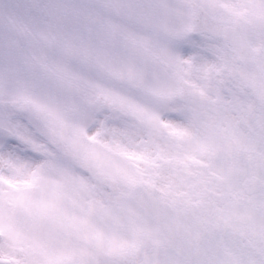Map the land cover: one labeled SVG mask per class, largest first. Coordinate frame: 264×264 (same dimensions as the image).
Instances as JSON below:
<instances>
[{
  "label": "snow or ice",
  "instance_id": "obj_1",
  "mask_svg": "<svg viewBox=\"0 0 264 264\" xmlns=\"http://www.w3.org/2000/svg\"><path fill=\"white\" fill-rule=\"evenodd\" d=\"M0 264H264V0H0Z\"/></svg>",
  "mask_w": 264,
  "mask_h": 264
}]
</instances>
